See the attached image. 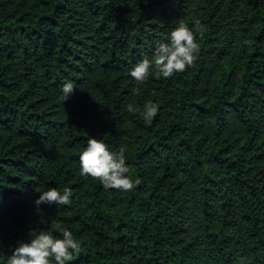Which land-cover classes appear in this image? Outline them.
<instances>
[{"label":"trees","instance_id":"trees-1","mask_svg":"<svg viewBox=\"0 0 264 264\" xmlns=\"http://www.w3.org/2000/svg\"><path fill=\"white\" fill-rule=\"evenodd\" d=\"M197 19L191 66L130 78ZM89 135L124 148L140 183L81 177ZM48 186L72 203L37 206ZM65 227L68 264H264V0H0V258Z\"/></svg>","mask_w":264,"mask_h":264},{"label":"clouds","instance_id":"clouds-1","mask_svg":"<svg viewBox=\"0 0 264 264\" xmlns=\"http://www.w3.org/2000/svg\"><path fill=\"white\" fill-rule=\"evenodd\" d=\"M202 27L200 21L194 20L192 26L183 22H177L166 33L165 38L156 43L151 57H143L129 70L130 78L141 84L151 76L169 78L182 73L197 59L199 42L196 32ZM154 69V71H153ZM74 83L67 81L61 86L63 101L73 94ZM129 111H137L131 105ZM159 106L152 101L143 105L141 116L147 125H151L157 115ZM79 174L85 179H99L103 187L117 189L122 192L132 190L139 184V179H133L127 173L129 168L126 163L125 149L118 151L107 143L101 135H89L83 150L78 156ZM73 195L71 188L65 187L61 191L56 186H48L47 190L39 192L34 203L69 205ZM81 245L71 229L65 227L57 235L47 228L30 229L27 240H20L11 247L10 254L0 258V264H68L69 258L80 252Z\"/></svg>","mask_w":264,"mask_h":264}]
</instances>
